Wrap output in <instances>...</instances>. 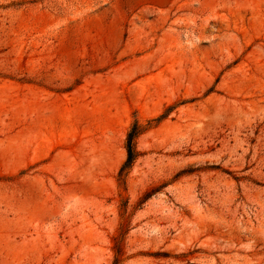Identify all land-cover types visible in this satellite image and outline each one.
Returning a JSON list of instances; mask_svg holds the SVG:
<instances>
[{
  "label": "rangeland",
  "instance_id": "1",
  "mask_svg": "<svg viewBox=\"0 0 264 264\" xmlns=\"http://www.w3.org/2000/svg\"><path fill=\"white\" fill-rule=\"evenodd\" d=\"M120 225L119 264H264V0H0V264Z\"/></svg>",
  "mask_w": 264,
  "mask_h": 264
},
{
  "label": "trees",
  "instance_id": "2",
  "mask_svg": "<svg viewBox=\"0 0 264 264\" xmlns=\"http://www.w3.org/2000/svg\"><path fill=\"white\" fill-rule=\"evenodd\" d=\"M142 130L141 127L138 125L137 121H133L132 125L130 126L129 130L126 133L125 138V161L122 164L119 175L124 176L130 170L135 160L140 156V153L136 150L135 147V140L141 134ZM148 198V195H145L143 201ZM126 235V228L124 225H120L118 228V234L115 236L112 241L114 242V246L112 248L114 257L112 264H119L121 262L122 256V247L121 242Z\"/></svg>",
  "mask_w": 264,
  "mask_h": 264
}]
</instances>
